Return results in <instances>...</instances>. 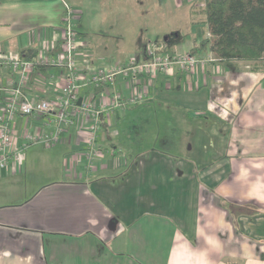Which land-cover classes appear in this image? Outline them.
I'll return each instance as SVG.
<instances>
[{
	"label": "crops",
	"instance_id": "0c3cea01",
	"mask_svg": "<svg viewBox=\"0 0 264 264\" xmlns=\"http://www.w3.org/2000/svg\"><path fill=\"white\" fill-rule=\"evenodd\" d=\"M203 5L0 0V50L25 58L56 45L69 6L79 12L75 30L86 58L78 61L88 77L135 57L138 46L119 56L122 29L134 33L141 19L152 24L146 40L174 35L171 54L185 53L162 21L188 8L193 25L204 23ZM246 64H208L133 85L117 77L105 100L121 90V106L101 117L93 145L101 155L91 166L84 120L51 148L28 146L0 171V264H264V71ZM64 74L37 70L27 95L55 99ZM13 78L0 70L3 85ZM100 98L88 85L76 104ZM50 120L15 117L14 144L53 132Z\"/></svg>",
	"mask_w": 264,
	"mask_h": 264
},
{
	"label": "built area",
	"instance_id": "2783aa9c",
	"mask_svg": "<svg viewBox=\"0 0 264 264\" xmlns=\"http://www.w3.org/2000/svg\"><path fill=\"white\" fill-rule=\"evenodd\" d=\"M79 12L65 6L63 26L59 31L56 45L45 46L37 51L32 59L14 56L0 50V70L11 72L13 78L5 85L0 80V171L9 162H18L21 153L31 145H42L51 148L59 143L71 127L77 126L80 120L88 122V140H90L88 165L96 161L101 151L94 150L93 145L101 117L108 111L118 110L121 106L122 92L117 91L105 100L109 92L104 88L114 86L117 77L135 84L140 77H154L159 74L175 75L190 73L197 67L219 63L211 53L206 54H171L164 53L161 45L149 44L146 54L137 58L132 57L127 63L115 66L109 70L93 68L90 75L85 76L82 69L84 64L78 61L79 55L86 58V52L81 50L75 23ZM59 68L65 71L63 81L55 99H33L27 95L26 87L37 67ZM91 85L100 94L98 102L89 99L82 100L78 105V92L81 88ZM146 94L135 95L133 101H141ZM33 118L50 116L54 122V131L39 135H24L25 143L21 146L14 144L15 117Z\"/></svg>",
	"mask_w": 264,
	"mask_h": 264
},
{
	"label": "trees",
	"instance_id": "16d2710c",
	"mask_svg": "<svg viewBox=\"0 0 264 264\" xmlns=\"http://www.w3.org/2000/svg\"><path fill=\"white\" fill-rule=\"evenodd\" d=\"M202 12L208 36L202 38L190 54L211 53L219 63L259 62L256 69L264 71V0H203ZM174 35L150 42L139 40L136 57L146 54L149 44L161 45L170 53L169 45ZM32 59L37 51L23 52ZM43 71L46 67H37Z\"/></svg>",
	"mask_w": 264,
	"mask_h": 264
},
{
	"label": "rangeland",
	"instance_id": "374dc122",
	"mask_svg": "<svg viewBox=\"0 0 264 264\" xmlns=\"http://www.w3.org/2000/svg\"><path fill=\"white\" fill-rule=\"evenodd\" d=\"M195 17L196 15L190 14L189 9L185 8V9H182L181 11L171 13L169 18L164 21L159 20V21H162L167 26V29L172 32L171 34H177V33L179 34L177 35L178 38L176 41V47H178V49H180L181 51L182 50L185 51V53H181V54L189 53L188 50L190 49V47L193 45L194 42L199 43V41L202 38H205L208 35V30L204 23H200V24L198 23L196 25L192 24L193 22L192 20L195 19ZM202 17L203 16L201 15L200 18ZM150 21L151 20H147V19H141V21H137L136 22L137 28L135 29L134 33H128V32H131L130 31L131 29L128 30V27L126 25L123 26L122 33L125 34L124 35L125 42H124V45H122L121 47L122 51H119L120 58H127L132 53H134L136 47L138 46L136 45L137 40H139L140 38L141 40L147 39L148 37L147 35H149V33H151L152 31V27H151L152 24ZM134 35L137 37H135ZM149 37L150 39H152L151 42H155L154 40H156V38L154 39V37L151 35ZM164 37L165 36H162L160 40ZM168 52L171 53L170 50H168ZM258 63L259 62H250L246 65H249L251 69L255 70L257 67L261 66ZM35 149H37L38 151V154H37L38 156L39 155L42 157L46 156V154H44V150H42L40 147H36Z\"/></svg>",
	"mask_w": 264,
	"mask_h": 264
}]
</instances>
